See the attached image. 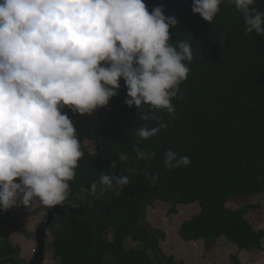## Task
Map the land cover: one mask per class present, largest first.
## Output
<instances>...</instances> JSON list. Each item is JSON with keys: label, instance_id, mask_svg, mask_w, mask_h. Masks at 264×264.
Wrapping results in <instances>:
<instances>
[{"label": "trees", "instance_id": "trees-1", "mask_svg": "<svg viewBox=\"0 0 264 264\" xmlns=\"http://www.w3.org/2000/svg\"><path fill=\"white\" fill-rule=\"evenodd\" d=\"M144 2L150 13L159 6L176 18L169 43L177 51L179 44L189 45L192 58L183 61L188 78L172 97V113L129 107L121 79L117 94L100 108L96 133L84 115L63 109L83 155L47 229V250L59 264H154L149 251L161 262L156 234H164L142 220L144 207L155 200L199 203L200 212L179 226L186 242L202 239L209 251L223 237L241 250L262 249L264 229L254 230L245 218L257 206L226 204L264 192V34L247 31L234 0H222L212 21L192 12L194 0ZM251 9L264 12V0H254ZM142 127L159 131L143 139ZM183 156L190 158L187 166L178 165ZM105 175L109 184L101 181ZM125 177L127 183H118ZM128 236L136 247L123 246ZM19 255L18 245L0 237V264H26Z\"/></svg>", "mask_w": 264, "mask_h": 264}, {"label": "clouds", "instance_id": "clouds-1", "mask_svg": "<svg viewBox=\"0 0 264 264\" xmlns=\"http://www.w3.org/2000/svg\"><path fill=\"white\" fill-rule=\"evenodd\" d=\"M221 2L194 0L192 12L212 21ZM234 3L247 31L264 34V12L249 10L254 0ZM176 23L162 7L150 13L144 0H0V209L18 198L27 206L38 197L47 208L65 200L83 155L65 107L92 113L109 103L123 79L129 107L174 112L172 97L189 74L183 61L192 58L187 43L180 51L169 43ZM158 131L142 127L138 135Z\"/></svg>", "mask_w": 264, "mask_h": 264}, {"label": "rangeland", "instance_id": "rangeland-1", "mask_svg": "<svg viewBox=\"0 0 264 264\" xmlns=\"http://www.w3.org/2000/svg\"><path fill=\"white\" fill-rule=\"evenodd\" d=\"M100 108L92 113L83 114L89 122L91 133L98 132L100 128ZM246 204L257 206L245 214L247 221L254 230L264 229V192L258 195L237 197L226 205L237 209ZM171 208L172 210L169 211ZM46 209L47 206H44L38 197H33L27 206L23 205L18 198L12 208L7 211L0 209V237H8L13 245L20 247L19 258L24 263L30 261L37 244L34 236H26L15 225H21L25 231L34 235L38 224L45 217ZM200 210L198 202L172 206L170 202L162 200H155L144 207L143 222L145 220L149 227L156 228L164 234L162 237L159 233L156 234L157 244L164 257L172 258L177 264H237V259L242 264H264V238L261 240V250H239L237 246L223 237L219 238L209 251L206 250L202 240L196 242L182 240L178 234L179 226L184 220L197 215ZM137 245L131 236L126 237L123 242L126 249ZM149 255L154 264H165L163 261H156L151 251ZM43 264H59V260L55 259L49 250H46Z\"/></svg>", "mask_w": 264, "mask_h": 264}, {"label": "water", "instance_id": "water-1", "mask_svg": "<svg viewBox=\"0 0 264 264\" xmlns=\"http://www.w3.org/2000/svg\"><path fill=\"white\" fill-rule=\"evenodd\" d=\"M53 217H54V211H53V206H52L48 208L46 217L43 218V220L38 224L35 230L34 237H35L37 246L32 254L30 261L27 262L26 264H43L44 263L45 251H46V246H47L46 230L52 223ZM169 264H173V263H169Z\"/></svg>", "mask_w": 264, "mask_h": 264}, {"label": "flooded vegetation", "instance_id": "flooded-vegetation-1", "mask_svg": "<svg viewBox=\"0 0 264 264\" xmlns=\"http://www.w3.org/2000/svg\"><path fill=\"white\" fill-rule=\"evenodd\" d=\"M48 208H49V207H48ZM48 208L46 209V212L48 211ZM54 208H55V206H53V211H54ZM45 214H46V213H45ZM46 250H47V247H46ZM45 252H46V251H45ZM170 261H171V260H170V257H166V259H164L163 262H165V264H168ZM238 262H239L240 264H242L241 261H239V259H238Z\"/></svg>", "mask_w": 264, "mask_h": 264}]
</instances>
